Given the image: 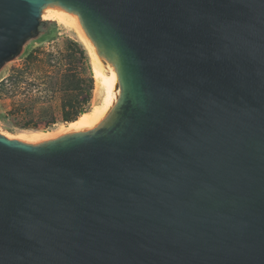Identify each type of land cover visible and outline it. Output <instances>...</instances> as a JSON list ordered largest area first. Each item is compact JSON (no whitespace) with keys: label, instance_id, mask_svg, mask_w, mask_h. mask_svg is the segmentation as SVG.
Returning <instances> with one entry per match:
<instances>
[{"label":"water","instance_id":"obj_1","mask_svg":"<svg viewBox=\"0 0 264 264\" xmlns=\"http://www.w3.org/2000/svg\"><path fill=\"white\" fill-rule=\"evenodd\" d=\"M48 13L110 99L90 127L0 132V264H264V0H0V74Z\"/></svg>","mask_w":264,"mask_h":264},{"label":"rangeland","instance_id":"obj_2","mask_svg":"<svg viewBox=\"0 0 264 264\" xmlns=\"http://www.w3.org/2000/svg\"><path fill=\"white\" fill-rule=\"evenodd\" d=\"M44 19L52 21L47 35L0 74V132L10 137H53L77 120L90 127L109 104L112 80H102V97L100 64L95 67L75 19L54 13Z\"/></svg>","mask_w":264,"mask_h":264},{"label":"bare ground","instance_id":"obj_3","mask_svg":"<svg viewBox=\"0 0 264 264\" xmlns=\"http://www.w3.org/2000/svg\"><path fill=\"white\" fill-rule=\"evenodd\" d=\"M76 21V20H75ZM77 29H78V32L80 33V35L82 36V38L84 39V46L88 49V51L89 52H91L92 51V47L88 44V42H87V39L85 38V36H84V34H83V32L81 31V29L79 28V26H78V24H77V27H76ZM75 32V31H74ZM77 34V33H76ZM81 38V39H82ZM102 113V112H101ZM102 114H97V120L99 119V117L101 116ZM95 118V117H94ZM95 120V119H94ZM90 121V120H89ZM85 124L86 123H83L82 122V120L81 121H76V122H74V123H71L68 127H69V129H73V128H75V127H85ZM65 129V128H64ZM66 130V129H65ZM65 130H63V131H65Z\"/></svg>","mask_w":264,"mask_h":264},{"label":"trees","instance_id":"obj_4","mask_svg":"<svg viewBox=\"0 0 264 264\" xmlns=\"http://www.w3.org/2000/svg\"><path fill=\"white\" fill-rule=\"evenodd\" d=\"M89 100L88 99H86V102L85 103H87ZM80 114H82V112H80V110L79 111H77V112H75L72 116H75V117H77V116H79ZM67 118V117H66ZM69 118V117H68Z\"/></svg>","mask_w":264,"mask_h":264}]
</instances>
